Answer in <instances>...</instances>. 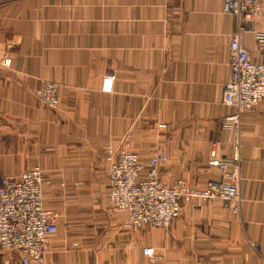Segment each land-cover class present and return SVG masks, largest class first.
<instances>
[{
	"label": "crops",
	"instance_id": "obj_1",
	"mask_svg": "<svg viewBox=\"0 0 264 264\" xmlns=\"http://www.w3.org/2000/svg\"><path fill=\"white\" fill-rule=\"evenodd\" d=\"M223 2L16 0L0 7V174L45 172L44 207L60 215L45 264L261 263L249 242L264 256V99L242 118L240 214L222 200L195 199L169 228L134 230L106 197V145L128 146L143 163L163 150L169 161L161 179L200 191L220 175L208 165L211 150L232 157L234 135L219 120L233 112L223 87L238 23ZM260 31L264 20L245 34L255 63H264ZM110 75L113 90L104 92ZM49 82L59 85L57 109L35 95ZM0 264H21L20 253L0 249Z\"/></svg>",
	"mask_w": 264,
	"mask_h": 264
},
{
	"label": "built area",
	"instance_id": "obj_2",
	"mask_svg": "<svg viewBox=\"0 0 264 264\" xmlns=\"http://www.w3.org/2000/svg\"><path fill=\"white\" fill-rule=\"evenodd\" d=\"M16 0H0V7ZM223 12L237 18L238 29L229 46V79L223 87V103L233 112L219 121L223 130L234 135L231 158L222 159L214 148L208 165L220 171L208 182L207 189L190 188L183 180H162L159 169L169 161L167 152L160 150L147 163L128 146L103 148L109 162V184L106 197L114 212H127V227L138 230L145 225L169 228L184 212V205L195 199L222 200L235 214L242 206L241 125L245 113L264 99V63H255L245 47L249 25L264 20L261 0H224ZM258 45L264 47V31L256 33ZM6 65L10 61H5ZM115 76L104 78L102 91L111 92ZM59 85L45 83L35 95L49 109H57ZM167 128V125H161ZM49 183L40 167L21 172L16 177L0 174V249L17 251L21 264H45L51 237L58 232L59 213L44 207L43 188ZM264 264L260 245L249 242ZM143 254L155 257V249L145 247Z\"/></svg>",
	"mask_w": 264,
	"mask_h": 264
}]
</instances>
